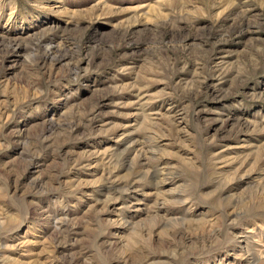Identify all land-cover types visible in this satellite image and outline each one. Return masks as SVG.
Returning a JSON list of instances; mask_svg holds the SVG:
<instances>
[{
  "label": "rangeland",
  "instance_id": "1",
  "mask_svg": "<svg viewBox=\"0 0 264 264\" xmlns=\"http://www.w3.org/2000/svg\"><path fill=\"white\" fill-rule=\"evenodd\" d=\"M0 264H264V0H0Z\"/></svg>",
  "mask_w": 264,
  "mask_h": 264
}]
</instances>
